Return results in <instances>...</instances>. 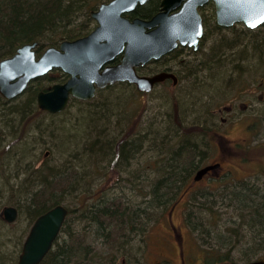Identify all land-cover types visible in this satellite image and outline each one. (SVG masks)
I'll return each instance as SVG.
<instances>
[{
	"label": "rangeland",
	"instance_id": "obj_1",
	"mask_svg": "<svg viewBox=\"0 0 264 264\" xmlns=\"http://www.w3.org/2000/svg\"><path fill=\"white\" fill-rule=\"evenodd\" d=\"M204 13L206 31L199 47L181 60L179 57H170L166 62L176 68L179 77L176 88L167 89L172 84L170 82L159 84L149 92H143L134 84L119 82L100 90L96 97L88 102L71 100L68 107L60 112L63 114L49 115L48 112L41 114L31 110V127L35 123L49 125L54 128V133L59 135L53 139L47 133L42 139L45 146L37 149V145L33 150L39 152H35L33 158L31 155H16L17 151L14 149L16 145L20 146L21 142H14L10 147H5L9 143L6 138H10L4 135L8 130L3 124L12 102L7 103V99L0 94V130L4 132H0V250L11 259H6L4 264L17 262L20 249L34 222V219L26 214L24 196L21 194L30 183H24L25 178L32 176V173L28 172L40 166L45 159L50 164L60 163L62 160L59 161V157H62V153L58 148L64 141L62 135H77V139L78 136H85V125L79 132L71 126L79 120H84L88 105L100 103L103 98L111 99L116 95L122 96L120 119L118 118V122L117 118H113L110 127H105L107 132H112L113 135L134 132L132 136L140 134L141 137H146L141 140L139 150L129 163L118 160L115 155L102 158L100 154L99 160L91 154L85 161H81L82 166L77 167L82 176L83 190L74 195L70 191L62 193L63 204L73 210L78 197H81V201L85 199L87 204L107 197L115 199V204L121 205V208L129 201L142 200L143 196H147L152 181L163 172L162 168L157 167L164 166L166 162V150L162 144L152 145L150 141L145 140L151 139L158 122L165 123L162 135L167 132L170 134L174 130L178 133L180 120L186 124L200 120L210 127L209 139L205 137L210 142L203 144V153L198 155L201 159L199 164L203 166L220 161L222 168L204 175L200 180H194L197 169L192 170L174 203L171 199L167 205L152 212L149 210L145 225L140 220L135 229L145 226L146 231L141 236L135 229L129 230L127 225L124 232L127 235L117 236L119 240L115 245H119L123 239L130 238L132 241L122 253H118L119 249L116 247L111 251L117 255L115 264H182L181 251L188 264H205L206 258L212 256L213 259L214 256L223 255L222 253H226L230 247L235 264H245L249 260L264 257V236L257 228H253L254 222L250 220L252 216L258 217V210H262L260 215H264V62L260 58H254L253 50L246 56L243 51L252 37L264 38V25L255 29H250L243 23L232 27H217L213 7L207 6ZM80 19L79 22L84 20L83 17ZM95 25L96 20L92 18L85 31L90 32ZM242 55L245 56L244 59ZM226 58H239L240 61L231 64L230 67L235 66V69L230 71L228 80H224L227 83L225 90L210 95L206 109L199 113V117L192 118V115L184 111L187 104L181 105V101H186L187 93L192 92L194 88L216 82V75H221L218 71L223 69ZM140 71L148 72L146 68ZM52 73L59 74L57 70ZM46 82L48 81L44 83ZM20 98L15 102L26 100V95ZM117 122L120 123L119 126ZM63 128L66 130L62 131ZM30 133L28 137L36 134L33 128ZM231 143L233 146L228 148L227 144ZM83 145L81 143L80 146ZM72 148L73 146L70 150ZM71 154L72 151H68L63 155L72 160ZM172 203L175 205L173 208ZM9 205L18 209V217L11 223L5 220L3 214L4 208ZM75 211L68 217L71 227L79 224L76 222ZM80 225L82 226L81 222ZM174 225L176 239L170 236L172 229L169 227ZM105 239L100 237L95 242L102 251H106ZM168 240L172 242L170 245ZM161 252L164 255L161 256ZM15 258L16 260H13Z\"/></svg>",
	"mask_w": 264,
	"mask_h": 264
},
{
	"label": "trees",
	"instance_id": "obj_2",
	"mask_svg": "<svg viewBox=\"0 0 264 264\" xmlns=\"http://www.w3.org/2000/svg\"><path fill=\"white\" fill-rule=\"evenodd\" d=\"M103 1L105 0H0V60L13 55L17 48L26 42L39 41L36 49L40 55L50 45H58L64 39H73L87 34L89 31L86 32V28L92 19L91 10ZM159 3L160 0H149L146 4L137 6L129 16L151 17L158 11ZM81 17L84 20L79 22ZM250 50H253L254 58H260L264 62V38L252 37L243 50L244 55L246 56ZM244 55L241 56L243 59L245 58ZM239 61V58H226L223 69L218 71L221 75H216V82H213L212 85L199 86L200 89L194 88L192 92L187 93L190 97L187 95L185 103H182V105L187 104L184 111L192 115V118L199 117L201 115L199 113L203 112L208 105L209 96L222 93L225 90L227 83L224 80L227 81L230 71L235 69V66L232 68L230 66ZM58 72L59 74L56 73L55 75L50 72L33 80L19 97L11 101L6 100L7 103H12L8 107L3 126L10 134L17 137L18 144L20 142L23 144L14 147L17 156L19 154L20 157L31 155L33 158L35 152H39L33 149L37 145V149H42L45 146L42 139L47 133L53 139L59 136L54 133L52 126L35 123L31 127L29 122V111L35 110L41 114L44 112L37 105V92L41 89H47L53 82H62L67 78V74L62 70L59 69ZM45 81L48 82L45 84ZM23 95H26V100L15 102V100H20ZM72 101L88 102L78 99H72ZM121 104L122 96L116 95L111 99L103 98L100 103L88 105L84 120L82 122L79 120L80 122L78 121L71 126L79 132L80 129L83 130L85 125L86 135L78 136V139L77 135L72 137L62 135L64 141L59 144L61 146L58 148L62 153L59 161H62L57 164H50L45 159L33 171L28 172V169L25 171L32 173V176L25 178L24 183L27 181L30 183L25 186L23 193H21L24 196V208L27 216L35 220L54 205L62 203V193L71 191L73 188L81 191L83 182L77 165L82 166L81 161H85L91 154L93 158L98 157L97 160H99L98 154L102 158L115 155V158L120 161H127V163L133 160L139 150L141 140L146 136L141 137L140 134L132 136L134 132L125 134L123 131V134L116 135V133L113 135L112 132H107L105 129L107 126L110 127L113 118L120 119ZM199 121L186 124L180 120L178 133L174 130L165 135H162L165 123L158 122L159 124L153 131L151 139L145 140L150 141L152 145L155 143L162 144L166 150V162L164 166L157 167L158 169L162 168L163 172L152 181L148 195L143 196L142 200L129 201L121 208V205H116L115 199L112 198L101 197L97 201L87 204L85 199L81 201V197H78L75 201L77 205L73 210L67 206L69 207V215L76 210V222L79 224H75L76 227H71L68 215L61 234L40 264H115L117 255L111 251L115 247L119 249V251L116 250L118 253H122L123 250L119 245H115V242L117 244L119 240L117 236L127 235L124 233L127 225L129 230H134L140 220L141 223H144L148 219L149 210L152 212L167 205L169 200L177 198L192 170L201 167L199 164L201 159L198 155L203 153V144L210 142V140L205 139V137L209 139L210 127L201 124ZM118 122L116 123L117 126L120 124ZM31 128L36 134L28 137L31 134ZM65 130V128L62 129V131ZM82 130L81 132H83ZM2 133L0 134L2 135ZM81 143L84 145L80 146ZM71 146L73 148L70 150ZM68 151H72L70 155L72 160L64 156ZM29 178L32 180L30 181ZM242 196L245 195L242 194ZM173 203L171 204L172 207ZM260 218L262 219H259V222L252 224L253 228H257L260 234L264 236V215ZM188 219L191 223L190 218ZM144 225L135 229L140 236L146 231ZM100 237L106 238L105 245L107 247L104 248L106 251L99 249L95 243ZM222 254L214 256L213 259H211L212 256H209L206 258L207 263L205 264H235L232 259V247ZM6 259H8L7 254L0 250V264H4Z\"/></svg>",
	"mask_w": 264,
	"mask_h": 264
},
{
	"label": "water",
	"instance_id": "obj_3",
	"mask_svg": "<svg viewBox=\"0 0 264 264\" xmlns=\"http://www.w3.org/2000/svg\"><path fill=\"white\" fill-rule=\"evenodd\" d=\"M149 0H109L91 11L97 21L85 36L64 39L38 55L37 41L20 45L15 53L0 60V93L8 100L22 94L29 83L53 69L69 74L64 82H55L37 92L40 109L51 114L64 111L72 97L89 100L97 88L127 81L142 91L168 77V71L154 75L139 74L137 67L171 52L180 42L196 49L204 33L200 8L210 0H162L160 10L151 17H130L137 6ZM216 21L230 27L243 22L250 28L260 26L264 0H213ZM251 21V23H250ZM259 21V22H257ZM253 23L255 26H252ZM118 59L115 64L110 62ZM215 165L199 168L195 180H200ZM68 208L56 204L40 214L32 224L16 264H40L60 235L68 216ZM7 222H14L18 209L13 205L3 210ZM245 264H264V258Z\"/></svg>",
	"mask_w": 264,
	"mask_h": 264
},
{
	"label": "flooded vegetation",
	"instance_id": "obj_4",
	"mask_svg": "<svg viewBox=\"0 0 264 264\" xmlns=\"http://www.w3.org/2000/svg\"><path fill=\"white\" fill-rule=\"evenodd\" d=\"M161 1L160 0V3H159V8H158V11L159 9L161 8ZM146 4V3H145ZM144 5V4H143ZM212 6L213 9L215 10V6H214V2L211 0L209 1L207 4H205L204 6H202L200 8V11H201V16H202V20H203V24H204V33L202 35V37L200 38L199 40V45L201 44V41L203 39V37L205 36V31H206V16H205V13H204V9L207 7V6ZM214 14H215V11H214ZM215 19H216V15H215ZM218 27H221L219 26L218 24H216ZM198 45V47H199ZM194 49H196L194 46H191L189 44H181L180 42L178 43V45L171 51L169 52L168 54L164 55L163 57L159 58V59H154V60H151L150 62H148L145 67H142V68H146L148 70L147 73H144V74H147V75H153V74H156V73H159V72H163V71H168V72H173L174 74H176V68L173 67V66H170L169 64H166V62L169 60L168 58L170 57H173V59H176V58H183L186 56V54H190ZM113 64H115V60L112 62ZM154 64L155 66L154 67H150V65ZM150 69V70H149ZM177 75V74H176ZM174 78L172 77H168L166 79H164L163 81L157 83L153 88L155 89L157 85L159 84H168V83H172L171 85L168 86H165V88L167 89H174L177 87V84H178V81H179V77L177 75V84H174ZM230 109V107H229ZM228 145V148H231L230 146H233V144H227ZM208 165V164H206ZM210 165V164H209ZM211 165H215V167L211 170H209L206 174L208 173H211L212 171H215L216 169H220L222 168V163L220 161H216L214 163H211ZM205 166V165H204ZM231 171V170H230ZM205 174V175H206ZM175 206V205H174ZM173 206V207H174ZM170 229H172V232L170 233V236L174 239L175 238V235H174V232L176 231V226H170L169 227ZM172 242L171 240H168V245H170ZM181 246V245H180ZM161 256L164 255V253H160ZM181 263L182 264H188L189 262H186L185 259H183V255H182V251H181Z\"/></svg>",
	"mask_w": 264,
	"mask_h": 264
},
{
	"label": "bare ground",
	"instance_id": "obj_5",
	"mask_svg": "<svg viewBox=\"0 0 264 264\" xmlns=\"http://www.w3.org/2000/svg\"><path fill=\"white\" fill-rule=\"evenodd\" d=\"M38 43H39V41H37ZM27 43V42H26ZM38 46V45H37ZM185 103V101L184 100H182L181 101V105H182V103ZM197 122V121H196ZM199 122H201V121H199ZM201 124H203V122H201ZM0 131H2L3 132V130H0ZM4 133V132H3ZM4 135H6V136H8L10 139H7L6 138V140H8L9 141V143H8V145H6L5 147L6 148H8V147H10L12 144L11 143H17L18 142V140H17V137H15L14 135H12V134H10V132L8 131V133L7 134H4ZM11 135V136H10ZM71 194H74V193H76V192H78L75 188H73V189H71ZM63 204V203H62ZM65 205V204H64ZM67 208H68V211H69V207L67 206V205H65ZM261 211L262 210H258L257 212H256V215H258V217H254V216H252L251 217V221H253L254 223H257V222H259V219H260V213H261ZM68 215H69V212H68ZM149 218V217H148ZM131 239L129 238V239H123L122 241H120V243H119V246H120V248L121 249H123V250H127V248H128V246L131 244ZM17 261H18V259H17ZM17 263V262H16ZM15 263V264H16Z\"/></svg>",
	"mask_w": 264,
	"mask_h": 264
},
{
	"label": "snow or ice",
	"instance_id": "obj_6",
	"mask_svg": "<svg viewBox=\"0 0 264 264\" xmlns=\"http://www.w3.org/2000/svg\"><path fill=\"white\" fill-rule=\"evenodd\" d=\"M260 19H261V20H264V13H262V14H261V17H260ZM257 22H259V21H257ZM250 23H251V21H250ZM252 26H255V24L253 23V25H252Z\"/></svg>",
	"mask_w": 264,
	"mask_h": 264
}]
</instances>
